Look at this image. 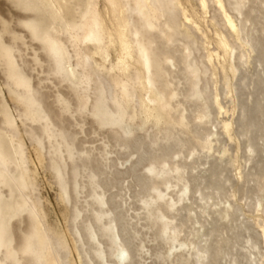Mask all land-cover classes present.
I'll use <instances>...</instances> for the list:
<instances>
[{
    "label": "bare ground",
    "instance_id": "1",
    "mask_svg": "<svg viewBox=\"0 0 264 264\" xmlns=\"http://www.w3.org/2000/svg\"><path fill=\"white\" fill-rule=\"evenodd\" d=\"M17 1L19 2L20 0H17ZM23 1L26 2L25 6L28 9H30L31 11L33 10V13L35 11H37L39 13V16H40L39 20H34V19L31 20V18H30L31 16H29L31 21L26 24L28 29L31 31L29 33H31L36 39H38V41L41 42V44H42L41 48L43 49L46 56L48 57V64H50L49 62H53L55 64V68H54L53 72H51V73L56 74V80L58 81L56 84L59 86L61 81L64 79L61 76V74H60V76L62 77V80L59 79L60 77H59L58 73L60 71V72L64 73L65 81L67 79L68 81H70L72 83V86L74 85L72 88L70 87L69 95L73 97L72 100H74V102L76 101L75 102L76 109H73V111L77 112V114L79 116L83 117V115H82V114H84L83 110L87 109L88 105L91 102L90 99L93 96L92 92H94L97 89L96 85L98 83H100V80L95 75L91 78V77H89V74L85 73L86 69L89 68V67L87 68V66L94 64L99 69L101 67H103L105 64L106 57L110 55L109 52L111 49L115 50V52H117V56H116L117 60L115 63H113L111 70H114V72H115V70H117L120 74L128 76L129 74L131 75L132 73L135 72L134 71L131 73V70L136 66L137 70L140 73L138 75V77L136 78L137 80L136 81H135V79L133 80L132 75H131L129 78H132V81L127 80L124 84L121 85L120 88H118V90L121 91V94L120 93L119 94H120V100L122 102H118L117 104L114 102V108H112L111 110H104V108L107 105L104 106L103 109H99L98 116H100L99 117L100 121H97V126L95 127V130L98 129L99 126H102L103 124H105V125L110 124L111 126H113L116 122H119L122 120L124 121V119L129 120L130 117L132 119L134 116H137L140 114H144V116L146 115L148 117L151 116L152 118L154 117L160 128L162 127V125L160 126V124H164L168 120H170V122H172V120H174V122H175V120L177 119L176 122H179V126H180L179 129H177V128L174 129V127H170L171 125L169 127L167 125L166 127H163L160 129L159 132L161 133V136H159V137L156 136L157 138H155L154 140L151 139L150 142L140 140L141 138L140 139L133 138L130 140L127 137L125 140L120 141L118 138H116L118 131L113 129V128L109 129L110 134L107 135V138L114 141L115 145L117 144L120 148H123L130 156L134 155V154L137 156L136 161L134 162L133 165H137V164L141 163L142 161H145V159H148V160L150 159L148 157L152 156V154L155 153V151L153 152V150L150 149L151 144H154V146L158 145L159 150L163 151L161 155L159 154L162 158L165 157L166 153L164 151H166V150H169L172 148H180V150H181V148H184L187 145H190L192 147V154H191V152L190 153L188 152V153L192 155V157H190L191 162L190 163H184L181 166L179 165V167L177 169H175L176 178L179 181L183 182V185L187 184L188 178L186 179V176L190 175L194 170H197V168H196L197 166L195 165V162L201 156L202 151L205 148H207V146H209V145H211V147H212L211 143H212L213 139L212 140L208 139V136L206 134H204L206 132H203L204 130L202 131V129L204 127V126L202 127V125L209 122L210 118H212V116L215 115L216 113H219V110L222 108L221 103H220V99L217 98L216 93L214 94V92H216V90L214 92L212 91L213 93H211V90L209 89V85H208L207 78H206V74H207L210 66L212 67L214 60L218 61L220 63V70L223 73V76L225 78H226V76H229V75H231L232 78H238V81L236 84L231 85V86L228 85V87H226V88H228V90H227L228 92L234 91V92H236V97H240V95H242L243 89H245V87L251 86L250 87L251 89L249 88L250 91L249 92L247 91L248 96H246V98L248 97V100H247L248 102H249V98L250 97L252 98V100H251L252 102H249V103H252V106H247L248 104L247 105L241 104V107H240L241 108L240 112H241V116H242V117H240L241 118L240 122H242V120H244V121L246 120V122H244V123L242 122V124H244V126H245V127L242 126L243 127L242 129H244V134H245L244 136H246V138H247V143H246L247 148H249V152L247 151L248 153H246V155L244 156V162L250 163L251 165L249 167L247 166L248 167L247 169H244V170L241 169L242 171H239V173L237 172L238 180L242 184L240 186H239V184L234 186L235 189L232 188L234 183L232 182V179H231L234 176L229 177L226 174V169L224 167L226 165V163L223 164V161L221 163H216V164L212 163L214 165H211L209 168L204 170L205 175H202L200 177L201 183H203V187L196 185V186H198L196 193L198 194L197 200L199 201V204L198 205L194 204V206L197 205V207L200 209V213L202 214V220H200L199 217L196 216V214H193L192 213L193 210L189 209L187 206H183L181 208L175 209V204L168 202V200H170L169 198H171L173 195L172 196L169 195L170 197L165 200L164 196L161 195L162 194L161 192H159L160 194H149L147 192V188L150 187L149 178L146 176L145 177L136 176V177H138L137 183H138V186L140 188L139 192L141 194L144 193L143 196L149 195V197H151L153 199V205L157 206L155 209L156 211L161 213L162 216H165L166 215L165 209H162V206L164 205V206H166V208L168 210H173L175 212L172 214V222H167V220H166V222L162 223V226L164 227L163 232L168 235L170 240L171 239L176 240L180 234L185 233V231L187 232V230H186L187 225L192 223L194 220L196 223L200 224V228L198 226V229L192 230V228H191L192 231L189 233L190 238L184 242V246L190 247L191 251L186 252L187 254H189V256L187 257L188 260H185V261L183 260L184 261L183 264H222V261H225L226 264H264V225H262L259 230L257 229L256 232H252L253 229L250 226V224L245 222L244 220L240 219V215H241L240 212L243 209L241 210L240 206L235 204L232 200L233 198L236 197V194H235V193H237L236 190L242 192L244 195H247V198H249L251 200V202L248 204L251 208L253 207V205L256 206L252 200L253 198H255L256 200H259V199L261 200V198L264 199V0H194L195 6L197 7V9L200 12L206 13L207 10L209 9V7H211L210 9L213 11L212 18H211L212 23L214 24L215 27L220 26L224 29L223 32L221 34H218L217 38H215L214 43L216 44V47H217L216 50L217 51L214 53L213 52H207V51H206V53H200V48H199L200 45L198 46L197 42H196V40H198L197 33H196L197 22L195 20H193L185 12V10L180 6L179 0H104L105 5L107 6V9H108V14H109L108 19H107L108 21H106L105 18L99 16L98 13H96V8H95L96 2H97L96 0H83L85 2V9L83 11L79 10V8L77 7L81 0H23ZM24 2H23V5L21 3V5H20L21 7L22 6L24 7ZM81 2H80V4H81ZM233 12H235L236 14ZM37 17H38V15H37ZM45 21H47V22L45 23ZM108 23L111 24L113 27L111 28L110 26H108ZM1 29H2V27H1ZM66 38H73V40L77 44L80 42V46H81V42H83L85 40L92 41V43L94 42L95 43V45H94L95 53H96V55H98L97 59H94V57L92 58V56L88 57V58H83L82 54L80 55L79 51L75 50L74 54H75L76 59H75V62L72 63L71 62V56H70L71 54L70 55L68 54L66 47H65V44H66L65 39ZM70 40H72V39H70ZM0 41L2 42V40H0ZM66 41H69V40H66ZM75 42H73V44H75ZM92 45L93 44H91V46ZM87 46H90V44H88ZM87 46L84 45L83 49H84V47L87 48ZM85 49H84V51H85ZM80 51H82V48ZM248 51L250 53H252V52L255 53L252 58H253L256 69L251 76H248L245 73L249 70L247 67L245 68V66H246V64L249 63V59L250 60L252 59V58H250L252 55ZM0 52H2V51L0 50ZM3 52H4L3 55L6 56L10 62L8 64L10 65L9 69H10L11 75H12V77H10V79L13 78L12 82H14L18 86V88L21 87L22 88L21 92L27 94L28 96H32L33 93L34 94L39 93L41 90L39 91V89H36L35 87H33L34 85L32 86L31 82L22 73L24 71L22 69V68H24V66H18V64H16L18 61L17 62L14 61L15 60L14 59L15 54H13V52H15V51H12V48L5 47V48H3ZM246 52H248L249 54L247 55ZM87 54H89V53H87ZM232 56H234V60H235L233 63L231 62V61H233V59L230 61ZM98 57H99V62L97 61ZM22 61H23V59H22ZM136 63H137V65H136ZM252 64H253V62H252ZM94 65H93V67H94ZM50 66H52V65H50ZM20 67H22V68H20ZM248 67H249V65H248ZM104 69H107V68H104ZM135 69H133V70H135ZM50 70H51V68H50ZM90 70H92V69H90ZM94 72H96V70ZM108 73H109V71H108ZM136 73L134 75H136ZM9 74H8V77H9ZM48 74H49V72H48ZM117 75L118 74H116V76ZM134 75H133V77H134ZM111 76L112 75H110V77ZM116 76L114 78H118ZM82 77H83V80H82ZM84 77H86L85 80H84ZM120 77H122V76H120ZM221 78L223 79V77H221ZM106 79H107V77H106ZM108 79H109V77H108ZM122 79L125 80L124 78H122ZM226 79H228V78H226ZM225 82H227V81H225ZM62 83H64V82H62ZM83 83H84V85L80 86V84H83ZM231 84H233V83H231ZM225 86H227V85H225ZM64 89L66 90V88H64ZM247 89L248 88H246L245 90H247ZM143 92H148L149 96L147 97V100L143 98ZM231 93H229V95ZM91 94H92V96H91ZM117 94L118 93H116V95ZM231 96H233V95H231ZM111 97H110V99H111ZM113 98H114V96H113ZM113 98H112V100H113ZM107 101H111V100H107ZM114 101H115V98H114ZM247 101H246V103H247ZM150 102L153 103V105H150L149 104ZM108 103L109 102H107V104ZM239 103H241V102H239ZM244 103H245V101H244ZM110 105H111V103H110ZM110 105L108 106V108L112 107ZM67 108L68 107H66V109H64V110L66 111ZM57 110L58 109L56 108V111ZM68 110H69V108H68ZM185 110H187L189 112L188 115L184 114ZM49 111H50L51 117L48 116V118L51 119L50 123H53L54 112L50 108H49ZM60 111H63V108H61ZM5 112H6L5 110L2 111L3 116H5L3 114ZM58 112L59 111H57L55 113L57 114ZM66 112H68V111H66ZM69 113H70V111H69ZM74 115H76V114H74ZM85 115L87 116V114H85ZM94 115H96V114H94ZM94 115H91V116H94ZM27 116H28V114H27ZM61 116H63V115H61ZM144 116L142 115V117H144ZM28 117H30V116H28ZM97 117L95 118L96 120H97ZM34 118H36V117H34ZM138 118H134V119L136 120ZM8 119H9V122H12V121H10L11 120L10 118H8ZM28 119H30V118H28ZM140 119H138V120H140ZM96 120L94 122H96ZM39 121H41V120H39ZM39 121H37V122H39ZM56 121H58V120H56ZM141 121H142V119H141ZM9 122H8V124H9ZM33 122H35V121H33ZM61 122H62L61 124H62L63 131H64V133L67 134V137L74 135V134L70 133L71 131L69 132V130H68L69 128H67L66 126L63 125L64 120H61ZM168 122L166 124H170ZM50 123L45 121V123L43 124V127H42L43 131L45 132L44 135L46 136V138L48 140V144H51L50 138L52 136V134H50V132H49L50 128H51V127H49ZM12 124H14V123H12ZM53 124H55V123H53ZM120 124H122V123L120 122ZM57 125H60V124L58 123ZM115 125H114V127H115ZM172 125H174V124H172ZM37 126H42V125L38 124ZM176 127H177V125H176ZM231 127H232L231 122H230V124L229 123L222 124L221 130H222L223 135H226L227 137L230 138L231 132H232ZM33 128H34V126H33ZM31 130H34V129H31ZM35 130H36V127H35ZM155 131L157 132L158 128ZM156 132H154V133H156ZM0 133H1V130H0ZM124 133L127 134L126 132H124ZM129 133L131 134L130 130H129L128 134ZM209 134H211V133H209ZM4 135L5 136H3V138H6L7 137L6 134H4ZM10 135H12V134H10ZM118 135H120V134H118ZM3 138H2V135L0 134V183L3 184L2 185L3 187H4V185L8 186V187H11L12 185L13 186L16 185L17 187L18 186L20 187V185L22 183L21 182L22 180H20V178H22L21 177V173H22L21 171L23 170L21 168L25 164L21 167L22 163L16 162L17 156H16V158H14L13 157L14 155L12 156V152H10V150H7L6 148H5L6 151L4 150V145H7V142ZM9 138H11V137L9 136ZM145 138H146V135H145ZM158 139H160L163 144L162 143L158 144V141H157ZM11 140L12 139H10V141ZM14 140H12V141H14ZM73 140H75V139H73ZM10 141L8 140V144L11 143ZM3 142H5L6 144ZM15 145H16V142H15ZM15 145H13L11 143V146H9V147H11L13 149L14 154H17L19 150H18V147H15ZM52 146H53V144H52ZM209 147H208V149H209ZM211 147H210V149H211ZM52 150H56V149L54 148ZM187 150H189V148ZM158 151H157V153H158ZM20 153L22 155V152H20ZM207 153H208V151H207ZM189 154H188V156H189ZM21 155L20 156L18 155L19 156L18 159L21 158ZM82 155H83L82 158L94 160L95 162H97V164H99L101 162V161L99 162V160H97V159H94L95 156L93 155L92 150H90V149L82 150ZM118 155H120V154H118ZM188 159H189V157H188ZM20 160H22V159H20ZM151 160H152V158H151ZM164 162H166V161H164ZM10 163L15 164V166H14V168H16L15 169L16 174L14 173L15 175L14 174L11 175V173L9 172L8 164H10ZM114 163H116V162H114ZM111 167H113V164L109 165V168H111ZM166 167H168V166H166ZM95 168H97V170H98L97 165H95ZM164 169H163V171H164ZM172 169L169 168L168 171L172 170ZM99 170H98V172H99ZM113 171H115V170H113ZM149 171L153 172L154 170L152 168H149ZM150 172H148V173H150ZM169 172H171V171H169ZM109 173L111 174V172H109ZM161 173H160V175H161ZM114 174H116V173H114ZM117 174H118V172H117ZM172 174H174V173H172ZM98 175L99 174H97V175L95 174L94 176H98ZM102 175H101V177L99 175V177L102 178ZM154 175H155V173H154ZM162 175H163V173H162ZM151 176H153V175H151ZM157 177L159 178V176H157ZM167 177H170V176H167ZM188 177H190V176H188ZM116 178H118V177H116ZM135 178H134V180H135ZM160 178H161V176H160ZM18 180H20L21 183H19ZM104 180H107V178L106 179L104 178ZM153 180L155 181V179H153ZM10 181H12V183L13 182L14 183L11 184ZM164 181H165V179H164ZM156 182H157V180H156ZM158 182H159V180H158ZM191 182L193 183V181H191ZM158 184H160V183H158ZM164 184H166V183H164ZM86 185H88V184H86ZM108 185H111V184H108ZM189 185H190V183H189ZM22 186L23 185H21V187ZM177 186L178 185H176V187ZM181 186L182 185H180V187ZM19 187H18V189H19ZM174 187H175V185H174ZM176 187H175V189H176ZM180 187H179L178 191H180ZM228 187L232 188L233 191H230L232 189L229 190ZM16 189H14V191ZM155 189L156 188H154V190ZM154 190H152V191H154ZM11 191H13V190H11ZM234 191H235V193H234ZM187 192H188V190H187V188H185V186H184L183 190L181 189V194L179 192H177V195H178V193L180 194L178 196L177 201H176V202H178V204H180V201H183L185 199ZM94 194H95V192H94ZM103 194H105V192ZM98 195H100V194H98ZM234 195H235V197H234ZM19 197H21V196H19ZM189 197L192 198L191 196H189ZM10 198H11V200H13L12 196ZM24 198L22 199L23 201H24ZM90 198H92V197L90 196ZM97 198L98 199L96 201L99 204L103 205L102 204L103 200H100L99 199L100 197H97ZM25 199L27 200V198H25ZM92 199L94 200L95 198H92ZM8 200H10V199H8ZM11 200H10V202L9 201L8 202L11 203L12 202ZM22 200L16 199L14 201V203L18 207L16 206L14 209L11 208L12 209L11 214H14L15 212H17V213L21 212V210L26 206ZM5 201H4V199L2 201L0 198V247L3 246V248L5 247V249L7 250V249H9V246L11 244L10 241L13 240V238L11 239L9 237L11 235H9V236L7 235V232H9V234H12V233H10L12 231H8V228H9L8 226L10 225L9 224L10 222L9 223L7 222V220L9 219V218L7 219L9 212L6 210V206L8 205V203L6 205ZM24 202H26V201H24ZM151 202L152 201L149 202L148 200H144V209L147 211L146 214L150 213L153 215L154 211L151 212V206H152ZM98 203H96V204H98ZM188 203H191V202H188ZM221 203L224 204L223 205L224 207H220ZM258 203H259V201H258ZM191 205H193V204H191ZM11 206H13V205H11ZM74 207H76V205ZM7 208H8V206H7ZM141 208H142V206H141ZM27 210H29V209H27ZM31 210H32V208H31ZM97 211H94V212H97ZM103 211L104 212H99L98 214L95 213V214H97V218L99 220L103 219V216L106 215V213H105L106 210H103ZM167 212H170V211H167ZM107 213H109V212H107ZM111 213H112V211H111ZM20 214H19V216H20ZM30 214H32V213L30 212ZM30 214H28V215H30ZM33 215H31V216H33ZM80 215H81V213H80ZM107 215H110V214H107ZM10 216H13V215H9L8 217H10ZM34 216H36V215H34ZM34 216H33V218L36 219ZM94 217H96V216H94ZM114 217H116L117 220H120L122 216L119 217V215L116 213V214H114ZM19 218L22 220L21 216ZM30 218H32V217H30ZM30 218L28 219L29 221H30ZM165 218H166V216H165ZM98 219H96V220H98ZM170 219H171V217H170ZM11 220L12 219H10V221ZM104 220H105V218H104ZM32 221H30V222H32ZM36 221H38V220L36 219ZM220 221H221V223H220L221 225L219 227H217V225L219 224ZM26 222H27V220H26ZM109 222H111V221H109ZM125 222H126V220H125ZM7 223H8V225H7ZM36 224H37V222H36ZM74 224H75V222H74ZM87 224H89V223H87ZM126 224H128V223H126ZM33 225H34V223H33ZM194 225L192 224L193 227H194ZM196 225H198V224H196ZM41 226H42V224H41ZM90 226L92 227L91 224H90ZM90 226L88 225V226H86V228L90 227ZM114 226H116V225L114 224ZM73 227H75V225ZM118 227H119V225H118ZM12 228H14V227L12 226ZM114 228H112L109 224H107L105 226L100 227L99 231H101L102 234L106 235L111 241L112 240L115 241V239H113V232L114 231L112 232V229H114ZM9 229H11V228H9ZM91 231L92 232L90 233V235L91 234L93 235L94 230L92 229ZM28 232H29V230H28ZM32 232H33V230H32ZM243 232H247L248 236L244 237ZM36 234H35V236H37ZM40 234H42V232H40ZM24 235H26V234H24ZM24 235H22V236H24ZM32 235H34V234L31 233V236ZM93 236H95V235H93ZM40 237L41 236H39V238ZM186 237L188 238L189 236L187 235ZM241 237L245 238L246 246L248 245L247 247L239 246V241H240ZM48 238H49V235H48ZM80 238H81V236H80ZM182 238H185V237H182ZM15 239H16V237H15ZM24 239H25V241L19 249L20 252L22 254H27V255L32 254L33 256H35L34 258H36L39 254L36 253V250L38 247L35 246L36 247L35 248V247H33V244H32L31 239H34V238L33 237L30 238V236H27ZM42 239H44V238H42ZM178 239H180V238H178ZM17 240H19V239H17ZM182 240H184V239H182ZM50 241L51 242H46V250L48 251V254H50V256H52L51 253L54 254L56 259H53L52 261L55 260L54 261L55 264H62L59 260V257H58L59 256L58 251H57L56 247L54 246V244L52 243L54 241H52V240H50ZM92 241H94V239ZM92 241H91V243H92ZM38 242H40V241H38ZM95 242H96V240H95ZM170 242L172 244H174L172 241H170ZM96 243L100 244V243H98V240ZM95 244L92 247V249H95L94 254L97 257H102L100 255L102 251L97 249V247L99 245H97V247H95ZM82 245H83V243H82ZM43 246H44V244H43ZM122 246L124 247L123 251H121L124 253V255L123 254L122 255L128 257V260L130 261V263L133 262L136 254H135V251L133 249L134 247L132 246L131 241L129 240L128 237L122 241ZM237 246L241 247V249H243V250H246L248 255L244 254V253H240L239 250L237 249ZM173 247L174 246H172V248ZM179 247L177 246V249ZM182 247L183 246H181V248ZM174 248H176V247H174ZM190 248L188 250H190ZM5 249H4V252H5ZM44 249L42 248V251ZM177 249H175V250H177ZM254 249H257L258 252H254L253 251ZM11 250L7 251L8 255H6L7 256L6 258L14 256L13 252L12 253L10 252ZM60 250H63V249H60ZM13 251L15 252L16 250H13ZM99 251H101V252H99ZM17 252H15V253H17ZM118 252H117L116 258L119 257L120 253L118 254ZM168 253L169 252L166 253L167 256L164 255V253H163V255L168 257ZM172 253H171V255H172ZM181 253H183V251ZM184 253H183V255H185ZM2 254H3V252H2ZM4 254H6V253H4ZM114 255H116V254L114 253ZM40 256H42V255L40 254ZM178 256H180V258H182L181 254H179ZM85 257H87V256H85ZM38 258H40V257H38ZM48 258H50V257H48ZM48 258H47V261H48ZM180 258H178L179 261L177 260L176 264H180L182 262V260ZM9 259H11V258H9ZM19 259H16V260H19ZM41 259L42 258H40V260ZM2 260H4V259L2 258ZM98 260H99V258H98ZM15 261H12V262L15 263ZM88 261H89V263L92 264V262H90V260H88ZM91 261H93V260H91ZM18 262L16 261L15 264H17ZM20 262H22V260H20ZM36 262H38V261H36ZM101 262H102V260H101ZM177 262H179V263H177ZM1 263L3 264V262H1ZM41 263H42V261H41Z\"/></svg>",
    "mask_w": 264,
    "mask_h": 264
},
{
    "label": "rangeland",
    "instance_id": "2",
    "mask_svg": "<svg viewBox=\"0 0 264 264\" xmlns=\"http://www.w3.org/2000/svg\"><path fill=\"white\" fill-rule=\"evenodd\" d=\"M81 1H80L81 4L79 2V5L77 7L79 8V10L83 11L85 9V2L83 0H81ZM96 1H97L96 7H95L96 13H98L99 16L105 18V20L108 21L107 19H108L109 14H108L107 6L105 5V1L104 0H96ZM23 2H24L23 0H20L19 2L17 0H0V14H1L0 15V40H2V42L0 41V50L2 51V52H0V130H1L0 134L2 135V138H3V136H5L4 134H6V136H7L6 138H3L7 142V145L3 144L4 150H5V148L7 150H10V152H12V156L14 155L13 156L14 158H16V156H17L16 162L22 163L21 167L25 164L21 168V169H23L21 171L22 172L21 173L22 178H20V180H22L21 181L22 183L20 182V180H18L19 183H21V185H23L22 186L23 188L21 187L20 184H19L20 187L18 186L19 187V189H18V187L16 185H14V186L12 185L14 188L12 186L8 187L5 185L3 187L2 186L3 184L0 183V198L2 201H3V199H4V201L6 200L5 201L6 205L8 203V205H7L8 208L6 206V210L9 212V215H13L10 217H8L9 215L7 216V219L9 218L7 220V222L8 223L10 222L9 223L10 225L8 227L11 228V229L8 228V231H12V232H10L12 234H9V232H7V235L8 236L11 235L12 237L11 236H9V237L11 239L13 238V240L10 239L11 244L10 243L9 244L11 247L9 246V249L6 250L5 247L4 248H3V246L0 247V249L2 250V251L0 250V257H1L0 261L3 258L4 260L1 261V262H3V264H15L16 261L17 262L19 261L17 264H21V263L22 264H36V263L40 264L41 261H42L41 264H46V263L47 264H55V262H54L55 260L54 261H52V260L56 259V257L54 256L53 253H51L52 256H50V254H48V251L46 250V242H51L50 240H52V241H54L52 243L54 244V246L56 247V249L58 251V255H59L58 257H59V260L62 264H91V263H89L88 260H90V262H92V264H107L108 262H109L108 264H176V261L178 260V258H180V256H178V255L181 254V256H182L183 253L185 252L184 253L185 255L182 256V258L185 256L184 257L185 259L180 258L182 260V262L180 264H183L185 260H188L187 257L189 256V254H187L186 252L191 251L190 247L184 246V242L190 238L189 233L193 229H198V226L200 228V224L196 223L195 220L192 223L188 224L187 229H186L187 232L185 231V233L180 234L178 237L180 239L182 237H185V238H182L184 240H182V239L180 240L178 238L176 240H172V239L170 240L168 235L163 232L164 227L162 226V223L166 222V220H167V222H172V214L175 212L173 210H168L166 208V206L163 205L162 209H165V212H166V215H165L166 218H165V216H162L161 213L156 211L155 209L157 206L153 205V199L151 197H149V195L143 196L144 193L141 194L139 192L140 188H139L138 183H137V178L138 177H145V176L149 178L150 187L147 188V192L149 194H160L159 192H161L162 193L161 195L164 196L165 200L173 195L171 198H169L170 200H168V202L175 204V209L181 208L183 206H187L189 209L193 210V212H192L193 214H196V216L199 217L200 220H202V214L200 213V209L197 207V205L199 204V201L197 200L198 194L196 192H197L198 186L203 187V183H201L200 177L202 175H205L204 170L209 168L211 165H214L216 163H221L223 161V164L226 163V165L224 166L226 169V174L229 177L234 176L231 179H232V182L234 183L232 188L235 189L234 186H236L237 184H239V186H240L242 184L238 180L237 172L239 173V171L247 169L251 165L250 163L244 162V156L246 155V153L249 152V148H247V144H246L247 138H246V136H244L245 135L244 129H242L243 128L242 126H244V124H242V122L244 123V122H246V120L245 121L242 120V122H240L241 121L240 117H242L241 112H240L241 111V108H240L241 104H244V105L248 104L247 106H252V103H249V102H252L251 101L252 98L251 97L249 98V102L247 101L248 97L246 98V96H248V92L251 89L250 88L251 86L245 87V89L246 88H248V89L247 90L243 89L242 95H240V97H236V92H234V91L228 92L227 91L228 88H226V87H228V85L231 86V85L236 84L238 81V78H232L231 75H229V76H226V78H228V79H226L220 70V63L218 61L214 60L212 67L210 66V68L206 74V78H207V82L209 85V89L211 90V93H213L216 90V92H214V94L216 93L217 98L220 99V103H221L222 108L219 110V113H216L215 115L212 116V118H210L209 122L205 123L206 125L205 124L202 125V127L204 126L202 131L204 130L203 132H206L204 134H206L208 136V139H211V140L213 139L212 143H211L212 147H211V145H209L211 147V149L209 146H207V148H205L206 150L204 149L202 151V154H201L202 157L200 156L195 162V165L197 166V167L196 166L195 167L197 168V170H194L190 175H188L190 177L186 176V179L188 178L187 184L183 185V182L179 181L176 178L175 169H177L179 167V165L181 166L184 163H190L191 162L190 157H192V155H191L192 154V147L190 145H187L186 147H184L186 150L184 148H181V150H180V148H172V149L166 150V151H164L166 153V155H165V157L162 158L160 155L162 154L163 151L159 150L158 145L154 146V144H151L152 146L150 145V149L153 150V152L155 151V153H153L152 156L148 157L150 159L149 160L145 159V161H142L141 163H139L137 165H133L134 162L136 161L137 156L135 154L130 156L123 148H120L117 144L115 145L114 141L107 138V135L110 134L109 129L113 128V129L118 131L116 138H118L120 141L125 140L127 137L130 140L133 138H137V139L141 138L140 140L150 142L151 139L154 140L155 138L161 136V133L159 132L160 129L163 127H166L167 125H168V127L171 125L170 127H174V129L175 128L179 129L180 126H179V122H176L177 119L175 120V122H174V120H172V122H170V120H168L169 122L168 121L167 122L170 124H166L167 122L164 124H160V126L162 125V127L160 128L154 117L152 118L151 116L148 117L146 115L144 116V114H140V115H137L139 118L137 116H134L131 119V117H130V119L132 121L130 119L129 120L124 119V121L122 120V121L116 122L115 123L116 125L114 124L115 127H114V125L111 126L110 124H106V125L103 124L102 126H99L98 129L95 130V127L97 126V121H100V119H99L100 116H98L99 109H103L104 106L107 105L104 108V110H111L112 108H114V102L116 104L118 102H122L120 100L121 91L118 90V88H120L121 85L124 84L127 80L132 81V78H133V80L135 79V81L137 80L136 78L138 77V75L140 73L137 70L136 66L133 68V69L136 68L135 70H133V69L131 70V73L135 71L134 73L131 74L132 78H129L131 76L130 74L128 76H125V75L120 74L117 70H115V72H116L115 73L114 70H111L112 69L111 67H112L113 63H115L117 60V57H116L117 52H115V50H112V49L109 52L110 55L106 57L105 64L103 67H101L99 69L94 64H93L94 67L92 64L90 66H87V68L88 67L89 68L86 69L85 73L89 74V77H91V78L95 75L100 80V83H98L96 85L97 91L95 90L94 92H92L93 96H92V94H91V96L93 98L91 97V99H90L91 102L88 105L87 109H84L85 111L83 110V112H84V114H82L83 117L79 116L77 114V112L73 111V109H76V106H75L76 101L74 102V100H72L73 97L69 95L70 87L72 88L74 85L72 86V83L70 81H68L67 79L65 81L64 73L60 72V71L58 73L60 78L58 76L57 77L61 80L63 77L64 81L62 80L59 86L56 84L58 82L56 80V74L51 73V72H53V70L55 68V64L53 62H49L50 64H48V57L46 56L45 52L41 48V45H42L41 42L38 41V39H36L31 33H29L31 31L28 29L26 24L29 23L33 19L39 20L40 19L39 13L37 11H35L33 13V10L31 11L30 9H28L25 6L26 2H24V7L22 6L23 7L22 8L20 5H21V3L23 5ZM179 3H180V6L185 10V12L193 20H195L197 22L196 33H197L198 40H196V42H197L198 46L200 45V47H199L200 53H206V51L207 52H213V53L216 52L217 47H216V44L214 43L215 38H217L218 34H221L224 29L220 26L215 27L214 24L212 23L211 18H212L213 11L210 9L211 7H209V9L207 10L206 13H203L197 9V7L195 6L194 0H179ZM233 13H235V12H233ZM37 15H38V17H37ZM29 16H31L30 17L31 20H30ZM46 22L47 21H45V23ZM108 26H110L111 28L113 27L109 23H108ZM1 27H2V29H1ZM70 39H72V40H70ZM66 40H69V41H66ZM73 42H75L73 40V38H66L65 39V43H66L65 47H66L68 54L69 55L71 54L70 56H71V62L72 63H74L75 59H76L75 54H74L75 50H78L80 55L82 54L83 58H88V57L92 56V58L94 57V59H97L98 55H96V53H95V49H94L95 43L94 42L92 43V41L85 40V41L81 42L82 47L80 46V42L78 44L76 42H75V44H73ZM86 44L87 45L90 44V46H87ZM91 44H93V45L91 46ZM84 45L87 46V48L84 47V49L86 48L85 51L83 49ZM5 47L12 48V51H15V52H13V54H15V57H14L15 60L14 61L15 62L18 61L16 63V64H18V66H24V68L20 67L24 70L23 71L21 69L23 71L22 73L31 82L32 86L34 85L33 87H35L36 89H39V91L41 90L40 91L41 93L40 92L37 94L33 93L32 96H28L27 94L21 92L22 91L21 87L18 88V86L14 82H12L13 78L10 79V77H12V75H11V71L9 69L10 65L8 64L10 62H9L8 58L3 55L4 54L3 48H5ZM80 47L82 48V51H80L81 50ZM248 52H246L247 55L250 53V52L249 53ZM87 53H89V54H87ZM250 54L252 55L250 58H252L255 53L252 52ZM22 59H23V61H22ZM232 59H233V61H231ZM97 61L99 62V57H98ZM230 61L232 63L235 61L234 56H232ZM251 61L253 62V64ZM50 65H52V66H50ZM136 65H137V63H136ZM248 65L250 68L248 67ZM49 67L51 68V70ZM246 67L249 70L245 73L248 76H251L256 69L253 58L251 60L249 59V63L246 64L245 68ZM104 68H107V69H104ZM90 69H92V70H90ZM93 70L94 71L96 70V72H94ZM107 70L109 71L110 74L108 73ZM48 72H49V74H48ZM135 73H136V75H134ZM8 74H9V77H8ZM60 74L62 77L60 76ZM116 74H118L119 76L118 75L116 76ZM110 75H112V76L110 77ZM133 75H134V77H133ZM115 76L118 78H114ZM120 76H122V77H120ZM106 77H107V79H108V77H109V79L110 78L111 79L107 80ZM221 77H223V79ZM122 78H124L125 80H123ZM85 79H86V77H84V80ZM82 80H83V77H82ZM224 80L227 82H225ZM62 82H64V83H62ZM231 83H233V84H231ZM82 85H84V83L80 84V86H82ZM225 85H227V86H225ZM64 88H66L67 91ZM116 93H118V94L116 95ZM229 93H231V94L229 95ZM231 95H233V96H231ZM113 96L115 98V101H114ZM148 96H149L148 92H143V98L144 99L147 100ZM110 97H111V99H110ZM112 98H113V100H112ZM107 100H111V101H107ZM244 101H245V103H244ZM246 101H247V103H246ZM107 102H109L108 103L109 105L111 103L110 106H112V107L108 108L109 105L107 104ZM239 102H241V103H239ZM149 104L153 105V103H151V102ZM66 107L69 108V110H68V108L66 110L68 112H66L64 110V109H66ZM49 108L52 109L54 112L53 123H55L56 125L53 123H50L51 119L48 118V116L51 117ZM56 108L58 109L57 111H59L57 113L58 115L55 113V112H57ZM61 108H63V111H60ZM3 110L6 111L5 113H3L5 116L2 115ZM69 111H70V113H69ZM187 112L188 111L185 110L184 114L188 115L189 112L188 113ZM27 114L30 117H28ZM74 114H76V115H74ZM85 114H87V116ZM94 114H96L98 117ZM61 115H63V116H61ZM91 115H94L95 117L91 116ZM142 115L144 117H142ZM6 116L8 118H10L11 119L10 121H12V122H9V119ZM34 117H36V118H34ZM96 117H97V120L95 119ZM28 118H30L31 120ZM54 118L58 121H56ZM134 118H138V119L141 118L143 122L141 121V119L135 120ZM35 119L37 121H39V120H41V121L37 122ZM61 120H64L63 125L66 126L67 128H69L68 129L69 132L71 131L70 133L74 134V135L67 137V134L64 133V131H63ZM95 120H96V122H94ZM33 121H35V122H33ZM45 121L50 123L49 127H51V128H50L49 132L53 136V137L51 136V138H50L51 144H48V140H47L46 136L44 135L45 132L42 129ZM8 122H9V124H8ZM120 122L122 124H120ZM230 122L232 125V127H231L232 132H231V136L229 138L226 135H223L222 130H221V126H222V124H225V123L230 124ZM12 123H14V124H12ZM37 123L42 125V126H37L38 125ZM58 123L60 125H57ZM172 124H174V125H172ZM176 125H177V127H176ZM33 126H34V128H33ZM35 127H36V130H35ZM157 128H158V131L156 132L155 130H157ZM31 129H34V130H31ZM129 130L131 131V134L129 133L130 135L128 134ZM124 132H126L127 134H125ZM154 132H156V133H154ZM209 133H211V134H209ZM10 134H12V135H10ZM118 134H120V135H118ZM145 135H146V138H145ZM9 136L11 138H9ZM72 138L75 140H73ZM10 139H12V140L15 139V140L10 141ZM8 140L13 145H15V142H16L15 147H18V150H19L17 154H14L13 149L11 147H9V146H11V143L8 144ZM157 141H158V144L162 143L160 139H158ZM3 143H5V142H3ZM52 144H53V146H52ZM208 147L210 150L208 149ZM54 148L57 151L52 150ZM188 148H189V150H187ZM85 149L92 150V153L95 156L94 159H97V160H99V162L100 161L101 162L99 164H97V162H95L94 160L82 158L83 157L82 150H85ZM157 151H158V153H157ZM207 151H208V153H207ZM20 152H22V155ZM188 152L189 153L191 152V154H189ZM118 154H120V155H118ZM188 154H189V156H188ZM18 155L19 156L21 155L20 159H22V160L18 159V157H19ZM188 157H189V159H188ZM151 158H152V160H151ZM164 161H166V162H164ZM114 162H116V163H114ZM212 163H214V164H212ZM110 164H113V167L109 168ZM95 165H97L98 170L100 169L99 172H98L97 168H95ZM14 166H15L14 163L8 164V169H9V172L11 173V175H13L14 173L16 174V171H15L16 168H14ZM166 166H168V167H166ZM149 168H152L154 171L150 172ZM162 168L163 169L165 168L164 171ZM169 168L172 169V170H169L171 172L168 171ZM113 170H115L116 172ZM159 170L163 173V175ZM147 171L150 173H148ZM109 172H111V174ZM117 172H118V174H117ZM114 173H116V174H114ZM154 173H155V175H154ZM160 173H161V175H160ZM172 173H174V174H172ZM95 174L96 175L99 174L100 177L102 174L103 175H102V178H100L99 175L94 176ZM150 174L153 176H151ZM136 176H138V177H136ZM157 176H159V178ZM160 176H161V178H160ZM167 176H170L171 178L167 177ZM116 177H118V178H116ZM133 177L134 178L136 177L135 180ZM104 178L105 179L107 178V180H104ZM153 179H155V181ZM164 179L166 182L164 181ZM156 180H157V182H156ZM158 180H159V182H158ZM191 181H193V183ZM10 182H11V184L14 183V182L12 183V181H10ZM188 182L190 183V185ZM158 183H160V184H158ZM164 183H166V184H164ZM86 184H88V185H86ZM108 184H111V185H108ZM174 185H175V187H176V185H178L176 187V189H175ZM180 185H182V186L180 187ZM196 185H198V186H196ZM184 186H185V188H187L189 193L187 192L185 199L183 201H180V204H178V202H176V201L178 199V196L181 194V189L182 190L184 189ZM179 187H180V191H178ZM154 188H156V189L154 190ZM228 188H229V190L232 189L230 187H228ZM10 189L13 191H11ZM14 189H16V190L14 191ZM233 189L230 191H233ZM152 190H154V191H152ZM94 192H95V194H94ZM104 192H105V194H103ZM177 192H179L180 194L178 193V195H177ZM236 192L237 193H235V191H234V193L236 194V197L234 195L235 198H233V199L231 198V199L233 200V202L235 204L240 206L241 210L243 209L240 212V214H241L240 219L249 223L253 229L252 232H256L257 229L259 230L260 227L262 225H264V199L261 198V200L260 199L256 200L255 198H253L252 200L256 206L253 205V207L251 208L248 205L251 202V200L249 198H247V195H244L242 192H240L238 190H236ZM98 194H100V195H98ZM89 195L95 199L93 200L92 198H90ZM11 196L13 197L12 198L13 200H11V198H10ZM19 196H21V197H19ZM189 196H191L192 198H190ZM24 197L27 198V200ZM97 197H100L99 199L103 200L102 201L103 205L99 204L96 201L98 199ZM23 198H24V201H26L27 203L22 200ZM8 199H10L12 202L9 203L10 200H8ZM16 199L22 200L23 203L26 205V206L24 205L26 208L24 207L21 210L22 213L18 211L19 213L15 212L14 214H11L12 209H14L17 206L14 203V201ZM144 200H148L149 202L152 201L151 202V204H152L151 212L154 211L153 215L150 213L146 214L147 211L144 209ZM258 201H259V203H258ZM188 202H191V203H188ZM96 203H98V204H96ZM191 204H193V205H191ZM194 204H197V205H195L196 207L194 206ZM11 205H13V206H11ZM75 205H76V207H74ZM220 205H221L220 207H224L223 206L224 204L221 203ZM141 206H142V208H141ZM31 208H32V210H31ZM27 209H29V210H27ZM103 210H106L105 211L106 217L103 216V219L99 220L97 218V214L99 212H104ZM94 211H97V212H94ZM111 211L113 214L111 213ZM167 211H170V212H167ZM30 212L32 214H30ZM107 212H109V213H107ZM80 213H81V215H80ZM95 213H97V214H95ZM116 213L119 215V217L122 216L120 220H117V218L114 217V214H116ZM19 214H20L22 220L19 218L20 217ZM28 214H30V215H28ZM33 214L36 216H34ZM107 214H110V215H107ZM31 215H33L38 221H36V219H34L33 216H31ZM94 216H96V217H94ZM30 217H32V218H30ZM170 217H171V219H170ZM29 218H30V221H32L33 219L34 220L32 222H30L28 220ZM104 218H105V220H104ZM10 219H12V220L10 221ZM96 219H98V220H96ZM26 220H27V222H26ZM125 220H126V222H125ZM109 221H111V222H109ZM36 222H37V224H36ZM74 222H75V224H74ZM8 223H7V225H8ZM33 223L35 226L33 225ZM87 223H89V224H87ZM126 223H128V224H126ZM220 223H221V221L219 222L217 227H219L221 225ZM41 224H42V226H41ZM90 224L92 225V227L90 226ZM107 224H109L112 228L115 227L114 229H112V232L114 231L113 232V239H115V241L114 240L111 241L106 235L102 234V232L99 231L100 227L105 226ZM114 224L116 226H114ZM192 224L193 225L195 224L194 227L192 226ZM196 224H198V225H196ZM74 225L76 228L73 227ZM88 225L90 227L86 228V226H88ZM118 225H119V227H118ZM12 226L14 228H12ZM191 228H192V230H191ZM27 229L29 230V232ZM92 229L94 230L93 235H95V236H93L92 234L90 235V233L92 232L91 231ZM32 230H33V232H32ZM40 232H42V234H40ZM31 233H33L34 235L31 236ZM24 234H26V235H24ZM35 234L37 236H35ZM22 235H24V236H22ZM48 235H49V238H48ZM187 235L189 236L188 238L186 237ZM243 235H244V237H247L248 233L243 232ZM14 236L16 237V239ZM27 236H30V238L33 237L35 239V240L34 239H31V240H32L33 247H35V246L38 247L36 250V253L39 255L36 258H34L35 256H33L32 254L31 255L22 254L19 250L21 245L25 241L24 238ZM39 236H41V237L39 238ZM80 236H81V238H80ZM127 237L131 241V244L134 247L133 249H134L135 254H136L135 255L136 259L134 258V261H133L134 263L133 262L130 263V261L128 260V257L123 256L124 253L121 252V251H123V248H124L122 246V241ZM42 238H44V239H42ZM17 239H19V240H17ZM93 239H94V241H92ZM95 240H96V242L98 240V243H100V244L102 243V244L101 245L97 244L95 242ZM38 241H40V242H38ZM91 241H92V243H91ZM170 241H172L174 244H172ZM245 242H246L245 238L241 237L240 241H239V246L247 247L248 245L246 246ZM82 243H83V245H82ZM43 244H44V246H43ZM94 244H95V247H97V245H99L97 247V249L102 251V252L99 251V252H101L100 255L102 257H97L94 254L95 249H92ZM172 246H174L176 248H174V247L172 248ZM177 246L178 247L180 246V247L177 249ZM181 246H183V247L181 248ZM239 246H237V249L239 250V252L248 255L246 250L241 249V247H239ZM42 248L43 249L45 248L43 250L44 252L42 251ZM189 248H190V250H188ZM4 249H5V252H4ZM60 249H63V250H60ZM175 249H177V250H175ZM9 250H11L10 251L11 253L13 252L14 256L6 258L7 257L6 255H8L7 251H9ZM13 250H16L15 252H17V251L18 252L15 253ZM166 251L169 252L168 253L169 258L166 257L167 256ZM182 251H183V253H181ZM253 251L258 252L257 249H254ZM2 252H3V254H2ZM117 252H118V254L120 253L119 254L120 258L118 257L120 260L118 258H116ZM4 253H6V254H4ZM114 253L116 255H114ZM163 253L166 256H164ZM171 253H172V255H171ZM40 254L42 256H40ZM84 255L87 256L88 258L85 257ZM47 256L50 258H48ZM38 257H40L42 259L40 260V258H38ZM9 258H11V259H9ZM47 258H48V261H47ZM98 258H99V260H98ZM16 259H19V260H16ZM20 260H22V262H20ZM91 260H93V261H91ZM101 260H102V262H101ZM12 261H15V263ZM36 261H38V262H36ZM177 263H179V262H177ZM222 264H226L225 261H222Z\"/></svg>",
    "mask_w": 264,
    "mask_h": 264
}]
</instances>
